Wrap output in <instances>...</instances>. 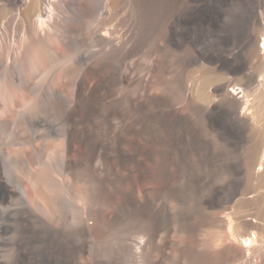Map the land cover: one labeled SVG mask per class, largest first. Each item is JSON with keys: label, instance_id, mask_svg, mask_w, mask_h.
Listing matches in <instances>:
<instances>
[{"label": "bare ground", "instance_id": "bare-ground-1", "mask_svg": "<svg viewBox=\"0 0 264 264\" xmlns=\"http://www.w3.org/2000/svg\"><path fill=\"white\" fill-rule=\"evenodd\" d=\"M224 1L205 0L203 7L192 4L181 8L182 0H0V131L15 125L22 141L30 143V156L36 155L44 163L41 170L31 168L25 150L7 151L0 136V263L3 242L12 229L21 240L61 234L58 198L77 193L85 205L75 209L77 227L73 233L81 241L96 240V234L107 238L114 230L119 233L114 226L126 211L131 226L148 228L145 237L130 231L119 233L122 245L134 256V264L153 249L152 264H163L168 257L172 264H208L219 258L224 264H264V194L259 222L240 213L237 219L247 229L216 235L218 228H213L218 223L231 224L227 210L238 194L234 189L213 185L196 191L193 197L211 217L192 213L168 226L156 215L151 201L154 195H146L143 201L135 191L137 180L149 173V168L143 167L144 159L153 166L155 163L163 179L183 174L173 143L184 118L177 106L166 105L150 88L157 62L168 55L173 44L179 50L190 39L198 48L215 50V61L221 64L229 57L239 58L245 48L262 58L256 45L258 36L251 33L224 37L220 46L211 43L214 33L224 31L223 37L227 32L222 26ZM19 21L24 23V36ZM158 26H164L166 33L155 43ZM239 60V65L230 68L245 72L246 85L236 87L228 81L216 85L213 91L220 104L208 116L209 123L234 148L242 141L241 121L260 122L258 118H262L264 130V76L258 78ZM141 62L147 67L144 74L138 70ZM54 76L60 83L51 80ZM36 81L40 88L33 87ZM43 107L52 108L57 117H47ZM58 122L63 133L57 143L45 142L39 149L34 138L26 136L27 131L36 133ZM262 135V143L244 157L249 172L256 165L264 169V131ZM58 156L67 178L54 173ZM6 158L13 164L16 181L32 183L31 195L8 181L3 169ZM239 172L236 165L230 177L235 179ZM129 180L131 187L126 189ZM168 181L161 192H175L176 187ZM261 184L264 189V179ZM248 193L257 197L255 190ZM206 225L213 229L214 247H222V251L210 245L200 249L181 238L183 234L195 237ZM23 257L18 262L27 264Z\"/></svg>", "mask_w": 264, "mask_h": 264}, {"label": "rangeland", "instance_id": "rangeland-1", "mask_svg": "<svg viewBox=\"0 0 264 264\" xmlns=\"http://www.w3.org/2000/svg\"><path fill=\"white\" fill-rule=\"evenodd\" d=\"M192 4L197 6L199 4L200 7H203L204 4L207 5L205 0H182L179 7L186 8ZM221 8L224 19L222 26L224 30L227 27V32L223 37L222 33L224 34V31L214 33L211 37V43L214 45L219 43L220 46L224 37L234 39L251 33L258 36L256 45L262 58L252 55V52L245 48L238 54L239 58L233 59L229 57L225 63L221 64L220 61H215V58H218V53L215 50L206 46L198 48L191 43L190 39H187L179 50L173 44V48L168 55L160 58L157 62L155 71L152 74L153 79L151 78L150 88L153 90L154 96L161 98L166 105L177 106L184 118L182 128H179L175 133L176 139L174 138L173 143V147L178 153V164L183 169V174L180 177L171 176L168 181L160 176L155 163L153 166V162L144 159L143 167L146 166L145 168H149L150 171L147 169L149 173L140 179L138 178L139 180H137L135 186L136 193L143 201L151 197L150 195H154L151 197V201L154 202L152 204L156 215L164 226L176 221L180 222L186 215L192 213H197L206 218L211 217V212L205 209L204 205L199 203L196 197H193L192 194H195L196 191H205L213 185L234 189L238 194L229 203L230 207L227 210L231 217L230 221L232 220L231 224L218 223L219 225H216L218 227L213 228H218L215 230L216 235H221L224 231L228 232L231 230L234 233H240L242 230L247 229V226L244 225L245 223L237 219V215L240 213L247 214L248 218L252 217L251 220L255 223L259 222L258 218L261 217L262 213L260 212L263 208L261 196L264 194V189L261 186L264 179L263 167L256 165L249 172L245 164L247 161L244 158L263 141L262 118H258L260 122H257V119L252 122L241 121L240 136L242 141L237 148H234L226 137L220 135L208 120L209 114L215 112L216 107L220 104V100H218L213 91L216 85L227 81L235 84L236 87H244L246 85L245 72L233 71L230 68L231 66L239 65L241 62L239 59L243 60L244 66L258 75V78H263L262 76H264V60H262L264 58V33H262L264 32V0H225L221 4ZM22 24L24 25L22 21H19L17 26L22 31H20V34L24 36L25 32ZM164 28V26H158L155 29V43L163 40L166 33ZM56 47L57 49L61 48L59 45ZM154 53L157 55V51ZM30 55L32 54L30 53ZM138 70L142 74L147 71L144 62L139 64ZM205 78L208 79L206 83H204ZM51 80L54 83H60L58 76L52 77ZM35 83L33 85L34 88L41 87L39 82L36 81ZM205 95L211 97L206 98ZM17 101L18 104H21L20 100ZM43 111L42 113H46L47 117H57L50 107H43ZM4 129L0 131L4 148L7 151L25 150L24 158L27 164L35 170H41L44 166L43 160L36 155L30 156V143L22 141L21 133H19L17 127L11 125ZM36 133L38 134L36 135ZM36 133L33 129L30 132L27 131L26 136L29 137L31 135L34 138L32 139L33 144L37 148L42 149L45 142H59L62 138L63 126L61 122H58ZM177 139L180 140L178 141ZM158 156V154L154 156L155 160ZM61 160L62 158L58 156L54 164V173L57 177L67 178L64 175V164H61V162L63 163V160ZM236 165L240 167V172L234 179L230 175ZM3 169L10 183L21 185L27 195L33 193V186L29 180L21 179L20 182L16 181L15 169L9 158L5 159ZM165 181L176 187L175 192H161L160 189L166 183ZM125 187L126 189L131 187L130 180L125 184ZM252 190H255V196L257 197H253L254 193H248ZM65 194L60 195L58 198V208L63 219V232L56 236H43L41 237L42 239L35 240L22 239V241L18 233L16 237V230H10L11 232L9 231L3 242V257L0 264H17L16 261L18 262L23 256L28 261L27 264H134V256L128 247L122 245L119 233L130 231L145 237L148 232L146 229L148 228L143 225L131 226L129 224V215H127L128 213L125 210L126 212L122 215L121 221L117 224L122 228L117 225L114 226L119 233H114V230L107 238L101 237V234H96V240L81 241L73 231L77 227V224H75L77 223L75 209L79 205L83 207L85 205L84 201L77 193L73 196ZM146 195L148 197H145ZM255 198L256 201H252ZM123 219H126V223ZM114 227L113 229H115ZM198 230V233H195V237L183 234L181 238L187 239L200 249H208L209 245L210 248H213L212 236L214 234L211 232V228L206 225ZM219 248L222 251V247H214L217 252H220ZM144 255L138 257V264L154 263V249ZM219 260L220 258L215 260V262L211 260L208 264H224L222 259ZM18 264L20 263L18 262ZM163 264H172V257L165 258Z\"/></svg>", "mask_w": 264, "mask_h": 264}]
</instances>
